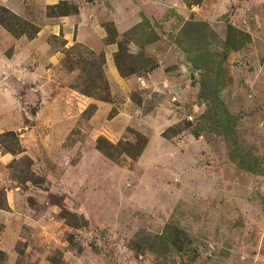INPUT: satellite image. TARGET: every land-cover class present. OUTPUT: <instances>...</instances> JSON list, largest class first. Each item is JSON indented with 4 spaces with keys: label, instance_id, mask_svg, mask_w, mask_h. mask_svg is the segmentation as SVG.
Masks as SVG:
<instances>
[{
    "label": "rangeland",
    "instance_id": "1",
    "mask_svg": "<svg viewBox=\"0 0 264 264\" xmlns=\"http://www.w3.org/2000/svg\"><path fill=\"white\" fill-rule=\"evenodd\" d=\"M1 20L0 264H264V0Z\"/></svg>",
    "mask_w": 264,
    "mask_h": 264
},
{
    "label": "crops",
    "instance_id": "2",
    "mask_svg": "<svg viewBox=\"0 0 264 264\" xmlns=\"http://www.w3.org/2000/svg\"><path fill=\"white\" fill-rule=\"evenodd\" d=\"M108 64H109V63H108ZM109 65H110V67L113 66V65L111 66V64H109ZM109 65H108L107 68H109ZM111 73H112L111 79H112V81H114V82H116V83L118 82V83L121 84V83L123 82V80L125 79V78L121 77L120 75L116 77L117 74L114 73V71L112 70V68H111ZM153 74H154V73H152V75H153ZM149 75H150V74H149ZM149 75H147V77H141L142 80H140L141 78H138V82H139L140 84H143L142 81L145 80L146 83L149 84V82L147 81ZM149 78H150V77H149ZM151 79L154 80L152 77H151ZM153 85H156V83L153 84Z\"/></svg>",
    "mask_w": 264,
    "mask_h": 264
},
{
    "label": "trees",
    "instance_id": "3",
    "mask_svg": "<svg viewBox=\"0 0 264 264\" xmlns=\"http://www.w3.org/2000/svg\"><path fill=\"white\" fill-rule=\"evenodd\" d=\"M0 24L6 27V24H4V22H2V20H1ZM132 73H133V72H132ZM132 73H130V74H132ZM5 135H11V136H13V134H11V132H7V133H5ZM100 146H101V145L99 144V147H100ZM106 156L110 158V156H109L108 154H106Z\"/></svg>",
    "mask_w": 264,
    "mask_h": 264
}]
</instances>
